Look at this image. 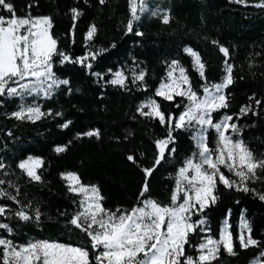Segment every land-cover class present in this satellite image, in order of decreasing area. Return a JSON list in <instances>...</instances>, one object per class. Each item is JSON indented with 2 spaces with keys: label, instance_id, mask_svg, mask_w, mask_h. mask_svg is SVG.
<instances>
[{
  "label": "snow or ice",
  "instance_id": "snow-or-ice-1",
  "mask_svg": "<svg viewBox=\"0 0 264 264\" xmlns=\"http://www.w3.org/2000/svg\"><path fill=\"white\" fill-rule=\"evenodd\" d=\"M107 2L98 0L101 6ZM232 2L264 10V0ZM127 3L124 35L143 37L145 33L138 30V24L145 15L157 18L163 25L173 22L169 10L153 8L149 0H127ZM36 6L29 3L25 14L18 15L13 0H0V106L4 98L20 101L16 110L7 114L9 119L35 124L60 118L58 127L61 129L73 125L62 109H45L35 102V98L51 100L62 89L67 95L80 91L73 88L70 78L57 74V66H79L102 87L111 85L131 91L135 86L139 91H148V71L140 67L135 57L131 66L116 70L109 68L106 72L94 70L95 61L109 51L108 48H95L93 41L98 32L95 23L90 24L85 33V53L75 56L61 47V37L53 32L51 15L32 14ZM67 14L71 16L72 24L66 35L69 44H74L76 24L84 13L74 6ZM210 43L217 46L224 57V74L219 82L208 80L207 62L199 51L186 46L183 52L191 58V68L201 83L194 86L189 69L180 60L165 61L166 73L153 94L137 105L132 119L138 115L157 122L163 135L153 140L154 152L147 165L143 162L144 152L129 150L125 154V159L143 175L136 203L131 208H107L106 197L98 184L85 183L76 171L60 173L67 192L74 197V210L71 213L67 209L57 210L58 216L66 218L65 225L69 229L83 232L89 246L48 239L18 244L10 238L16 235V227L11 221L40 225L42 218L50 220L52 217L42 210L40 202L34 203L27 197L21 199L20 186L11 179L16 172L0 157V264H216L221 249L229 256L238 255L236 244L244 250L257 249L258 256L252 264H264V241L253 237L251 221L244 215L246 210L241 212L235 236L230 223L231 209L227 210L218 238L210 234L204 215L205 210L219 200V186L252 193L264 201V189L252 186L264 185V153L256 154L249 147L243 138L244 129L249 125L240 124L249 113L260 116L264 112L261 108L264 100L253 93L248 98L249 103L242 105L238 112H227L232 99L229 89L237 79L234 76L236 66L230 62L228 47L218 40ZM111 47L115 48V43ZM255 55L264 57V52ZM252 66L250 63L249 67ZM29 98H33L32 102ZM162 102L173 103L180 109L179 114L162 108ZM215 114L220 115L216 118ZM179 132L189 133L194 150L182 159L174 175L170 174L173 186L168 202L164 203L151 195L150 178L159 167L171 163L176 157V134ZM7 135L11 137L13 133L8 131ZM102 135L99 127H90L77 133L76 139L95 138L99 141ZM132 136L133 133L125 132L122 137L112 136L111 139L119 144L122 140L130 141ZM71 143L58 144L53 151L57 155L66 153ZM15 168L30 183L46 182L42 171L45 169L43 157L27 155L16 163ZM193 236H199V241L193 243ZM187 248H192L195 254H189Z\"/></svg>",
  "mask_w": 264,
  "mask_h": 264
},
{
  "label": "trees",
  "instance_id": "trees-1",
  "mask_svg": "<svg viewBox=\"0 0 264 264\" xmlns=\"http://www.w3.org/2000/svg\"><path fill=\"white\" fill-rule=\"evenodd\" d=\"M18 15L27 11L26 5L34 3L33 15H51L54 20L53 32L61 37V47L68 49L73 55H83L85 49V33L90 24L95 23L98 32L93 44L96 49L108 48L109 51L100 56L94 63V70L106 72L109 68L116 70L132 65V58L146 68L148 91H139L135 86L125 91L111 85L102 87L95 78L86 74L76 65L57 66V74L62 78H70L73 88L79 92L72 95L60 93L51 100L39 99L37 103L43 108L62 109L65 116L73 121L69 129L58 127L60 118L42 120L35 124L9 119L7 114L16 110L18 99L4 98L0 106V157L5 163L12 165L16 180L21 188V199L40 202L42 210L52 219L42 218V223H11L16 227V235L10 237L18 244L29 240L48 239L74 245L89 246L86 235L65 225V219L58 216V211L74 210V197L67 192L60 173L67 170L76 171L82 180L89 184H98L106 197L105 206L131 208L137 200L143 180L141 171L125 159L129 150L145 153L143 162L147 165L154 152L153 140L163 135V130L155 121H148L136 115V108L145 98L153 94L161 78L166 73L165 61L178 59L189 69L194 86L201 83L191 68V58L183 52L190 46L200 52L207 62L206 76L211 82H219L223 76V54L211 40L230 49L231 60L236 67L234 76L236 83L229 89L232 94L229 114L236 113L242 105L249 103V97L255 93L264 100V57L256 56L264 52V10L244 7L232 0H160L159 8L169 10L173 22L163 25L157 18L145 15L138 24V30L145 33L143 37L133 34L124 35L123 22L128 18L127 0H108L101 6L98 0H13ZM78 6L84 15L76 24L74 44H69L67 33L72 20L68 13L71 7ZM204 37L208 39L205 40ZM115 43L116 47L111 45ZM252 67H249V64ZM243 77V79H240ZM110 78V77H106ZM158 100L161 98L157 97ZM179 100V98H178ZM162 108L179 114L171 102H162ZM264 109V104L261 105ZM220 114H215L216 118ZM245 127L243 138L256 153H264V112L260 116H248L240 120ZM251 125H255L252 127ZM99 127L102 139H76V134ZM13 135L9 137L7 132ZM125 132L133 133L130 141L115 143L111 137H122ZM177 135V155L171 163L163 164L150 178L151 195L164 203L168 202L173 181L170 174L175 173L182 159L194 150L189 133L179 132ZM72 141L66 153L57 155L53 148L58 144ZM27 155L43 157L45 160L44 184L30 183L26 177L20 176L15 168L19 160ZM227 174V173H226ZM19 177V179H17ZM258 190L264 185H252ZM11 191V189H9ZM217 203L205 210L207 227L214 237L219 236L227 210H232L230 223L234 236L238 231V221L243 210L251 221L253 237L264 241V201L258 200L252 193H242L218 187ZM239 201V203H237ZM11 203V202H9ZM14 206V205H13ZM193 243L199 236L191 237ZM189 254H195L187 248ZM238 255L229 256L221 249L220 260L216 264H250L258 256V250L240 249L236 244Z\"/></svg>",
  "mask_w": 264,
  "mask_h": 264
},
{
  "label": "rangeland",
  "instance_id": "rangeland-1",
  "mask_svg": "<svg viewBox=\"0 0 264 264\" xmlns=\"http://www.w3.org/2000/svg\"><path fill=\"white\" fill-rule=\"evenodd\" d=\"M160 0H149V4H150V6L151 7H153V8H155V7H159V2ZM32 99L33 98H29V102H32ZM39 99H41V98H35V102L37 103V101L39 100ZM19 103H20V101H19ZM194 219H195V217H194ZM238 224H239V221H238ZM223 227V226H222ZM222 229V228H221ZM253 261V260H252ZM252 261L250 262V264H252Z\"/></svg>",
  "mask_w": 264,
  "mask_h": 264
}]
</instances>
